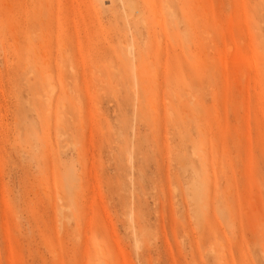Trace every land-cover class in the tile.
<instances>
[{"label": "rangeland", "instance_id": "374dc122", "mask_svg": "<svg viewBox=\"0 0 264 264\" xmlns=\"http://www.w3.org/2000/svg\"><path fill=\"white\" fill-rule=\"evenodd\" d=\"M0 264H264V0H0Z\"/></svg>", "mask_w": 264, "mask_h": 264}, {"label": "bare ground", "instance_id": "6f19581e", "mask_svg": "<svg viewBox=\"0 0 264 264\" xmlns=\"http://www.w3.org/2000/svg\"><path fill=\"white\" fill-rule=\"evenodd\" d=\"M132 50V47L130 48ZM49 72V71H48ZM63 81V80H62Z\"/></svg>", "mask_w": 264, "mask_h": 264}]
</instances>
